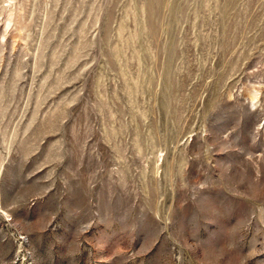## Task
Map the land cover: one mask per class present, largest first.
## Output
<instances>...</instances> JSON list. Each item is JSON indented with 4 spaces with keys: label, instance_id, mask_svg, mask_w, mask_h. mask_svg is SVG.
<instances>
[{
    "label": "rangeland",
    "instance_id": "obj_1",
    "mask_svg": "<svg viewBox=\"0 0 264 264\" xmlns=\"http://www.w3.org/2000/svg\"><path fill=\"white\" fill-rule=\"evenodd\" d=\"M0 264H264V0H0Z\"/></svg>",
    "mask_w": 264,
    "mask_h": 264
}]
</instances>
